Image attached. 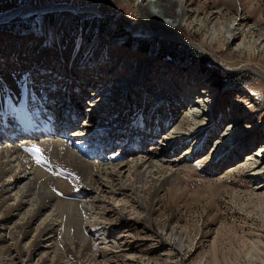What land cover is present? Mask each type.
I'll use <instances>...</instances> for the list:
<instances>
[{"label": "rangeland", "instance_id": "obj_1", "mask_svg": "<svg viewBox=\"0 0 264 264\" xmlns=\"http://www.w3.org/2000/svg\"><path fill=\"white\" fill-rule=\"evenodd\" d=\"M173 1H166V9H176L172 6ZM138 2L135 3V0H0V15L28 4L48 7L46 12L24 17L17 15V18L0 23V61L2 59L7 61L6 58L19 55L18 61H21V57L25 61L21 62L23 67L28 65L31 51L36 52L44 48L48 52L38 62L40 65L46 64L49 57L55 56L57 71L60 69L59 62L73 68L74 65L67 63V57H64L62 51H58L55 45L59 38L68 39L64 34L65 31L62 30L70 26L74 34L70 35L68 50L72 49L74 36L79 32L86 51L91 50L94 43L102 38L111 42L109 44L111 50L107 51L110 53L108 66L117 62L123 65L125 70L123 73L126 74L122 80L123 84L116 85V81L105 88L112 94L122 95L126 89L121 90V86L127 84L129 78H133L134 94L124 93L127 100L133 95H142L141 89L137 86L145 82L147 86L144 90H147L143 94L148 99L156 97L155 104L165 100L164 106H161L175 113L178 110L171 105V102L179 97V93L182 95V92L176 90L180 87H176L177 84H185V86L191 84L193 90L197 91L196 95L200 94L203 98L200 102L202 104L206 103L204 99L207 95L200 91L202 89L205 91L209 87L217 93L214 100L219 99L218 102H214L216 108L213 109L214 117L217 114L219 124L215 134L224 131L227 123L239 125L241 122L240 128L237 127L241 133L235 136L234 146L236 145L239 150H247L244 155L255 150L249 151L248 146L251 142L253 148L264 146V81L250 69L236 71L240 65L247 64L256 67L264 74V41L263 44L257 45L254 41L257 36L264 37V0H240V2L188 0L187 9L191 11L188 19L173 34L156 40L148 36L150 21L143 18L142 4ZM85 6L93 7L98 13L88 16L83 21L76 13ZM229 23L237 24V27L245 30L241 34L238 33V38L236 37L234 41L225 39L224 31L218 34L215 31L216 27L223 25L226 28ZM247 25L252 27L254 33L246 30ZM173 36L178 38L174 39ZM191 44L201 46L212 54L215 60L194 49ZM239 44L241 47L235 49ZM50 49L55 50L50 52ZM126 50L131 51L129 55H125ZM147 59L149 62L144 63ZM143 64H147L145 68ZM3 67L1 63L0 73H6L12 83H18L22 80L20 75L30 71L29 68L24 70L19 66L14 67V71ZM52 68L54 69L52 65H47L45 73L51 72ZM75 71L65 72L69 80L74 79ZM137 71L139 75L136 74ZM52 76L56 75L52 74ZM76 76H82L87 80L86 74ZM117 76L113 79H117ZM217 77L223 79L219 88L213 85V80L218 79ZM25 80L30 81V77ZM79 82L82 86V81ZM2 89L4 86L0 85V90ZM63 89L66 88L62 87L60 91ZM91 92L92 90L88 91V96H92ZM88 96L86 101H90ZM118 98L116 97L115 101H118ZM126 103L128 104L129 101ZM190 103L191 101L185 102L183 108L191 105ZM174 123L177 124V121L175 120ZM189 126L190 123L186 118L180 123L181 129H188ZM214 135H210L211 139L205 150L200 152L197 148L195 151L199 153L197 157L199 159L196 158L195 162L192 160L193 162L190 163H196V167L192 170L187 169V174H180V177L172 183H166L164 186L155 185L144 195L145 207L137 205L133 199L126 203L122 214L124 216H121L124 224L119 233L127 234L128 244L124 243L122 250H119L121 254H127L124 260L120 258L123 261L121 264H155L157 258L166 255V257L178 258L180 264H264V189L257 191L255 189V186L261 182L264 185V174L254 182L251 174L257 169L264 170V157L258 162L255 160V163L248 161L243 164L240 161L244 156L238 157L233 161L230 169L212 175V168L209 167L210 159L206 156V151L214 144ZM2 144L4 147L7 145L6 142L1 141L0 145ZM201 146L203 148L204 143ZM37 147L42 150L41 145ZM47 153L44 150L39 153L28 151L26 156L28 157L29 154L28 160L33 166L46 169L44 170L46 172L49 170L47 173L53 177L52 180L55 181V177L62 179L61 172L65 169ZM222 153L224 150L220 155ZM53 182L50 183V189ZM55 184L53 183L51 190L62 200L71 201L69 195L72 191L68 189L61 191L54 187ZM70 205L74 206L72 203ZM107 216L114 217L112 213ZM60 217L59 220L63 224L58 233L59 238L64 240L65 233L73 235L75 232L73 228L64 226L66 214ZM132 253H135V258L130 256ZM66 256L70 257L71 254ZM3 263L10 262L0 260V264ZM13 264H19V260L18 263Z\"/></svg>", "mask_w": 264, "mask_h": 264}, {"label": "bare ground", "instance_id": "obj_2", "mask_svg": "<svg viewBox=\"0 0 264 264\" xmlns=\"http://www.w3.org/2000/svg\"><path fill=\"white\" fill-rule=\"evenodd\" d=\"M139 1L135 0V3L142 4V16L144 19L150 21L148 36L154 37V40L173 34L191 15V11L187 9L189 7L188 0H174V4H172V6L176 7L174 10L166 9L165 3L167 0ZM236 1L240 2V0ZM163 5L164 7H162ZM47 10L48 7L35 4L24 5L0 15V23L17 18V15H22V17L33 16ZM97 13L93 7L85 6L80 11H77L76 14L84 21L88 16L97 15ZM246 27V30L254 33L251 26L248 27L247 25ZM242 29L237 27V24L229 23L226 28L223 25L216 27L215 31L217 34L224 31L226 34L225 39L234 41L238 38V33L241 34L242 31H245ZM62 31H65L64 34L68 39L59 38L55 45L57 46V50L62 51L63 56L67 57V63L74 65L75 68H71L70 72L78 69L76 67L78 64L89 65L91 71L76 72V75L86 74L87 80L83 79L82 76L77 77L73 74L74 79L70 78L73 81L71 83L65 73L69 72L68 66L59 62L58 66L60 69H58V72L66 77L65 86H61V89L62 87L66 89H63L64 92H62L63 90L60 91V89V92L56 96L60 98L62 104H65L64 107L71 106V108L74 107L77 111H80L76 104L78 101L73 104L72 99L85 95V86H93L90 93L92 96L86 94L83 99L87 106L85 111H90V115L91 111L94 112L101 109L100 113L97 114L98 117L102 120L108 112L106 120H114L117 132L129 129L128 126L125 127L122 124L121 116L118 119L113 117L116 111H122L124 104L122 102L118 107L114 98L118 96L121 98L120 101H128L124 93L128 94L131 92V94H134L133 87L135 84L132 83L133 78H129L130 81L121 86V90L123 88L124 90L126 89L122 95L120 93L112 94L109 89L104 88L107 84L110 85L116 81V85H119V83L123 84L124 81L122 80L126 76L123 73V65L113 62L111 66H108V56L110 53H107V51L111 48L109 45L111 42L107 41L106 38H102V40L94 43L91 50L86 51L84 50L81 32H79L77 36H74L75 40L72 49L68 50L70 35L74 34V32L70 26L65 27ZM172 38L177 39L178 37L173 36ZM254 41L256 45L260 44L264 41V37L257 36ZM191 46L198 51L200 50V52H203L204 55L209 56L212 60L214 59V56L206 52L201 46L197 44H191ZM240 47L241 45L239 44L235 46V49ZM38 50L30 52L28 57L30 59L29 63L24 66V69L28 67L30 69L37 68V62L48 52L44 48ZM53 50L55 49H50V52ZM130 52V50H126L125 55H129ZM18 56L8 57L6 58L7 61L2 59L0 65L2 63L3 68L6 69L17 68L19 63H23L24 61L19 62ZM7 62H10V65ZM148 62V59L144 61V63ZM30 63L35 65H30ZM146 65L143 64V67L145 68ZM103 68L105 71H103ZM6 69H3V71ZM238 69H250L259 79L264 81V74L256 67L242 64L236 68V71ZM29 73L27 72V74ZM27 74H23L22 80H19L18 83H12L7 78L6 73H0V85L4 86V89L0 90V131H3L5 128L11 130L14 127V119L26 118L29 121L25 122L36 124L37 120H39L37 119L38 113L45 118L44 116L49 110L48 99L42 96V92H38L32 82L33 77H30V81L25 80ZM136 74L139 75V71ZM116 75H118L117 79L114 80L113 77ZM52 77V75L46 76L44 79L50 83ZM165 78L167 77L165 76ZM79 81H82V86L79 85ZM72 84L75 85L71 86ZM96 84H100L101 86H97ZM142 84L137 87L145 94L147 89L144 90V88L147 86V83L142 82ZM77 86L80 87V93H76L73 90ZM176 87H179L176 90L182 92V95L179 93V97L172 101L171 105H174L178 112L182 113L181 119L177 121V124L173 120L170 127H166L159 121L157 126L160 132H154L155 142L151 145L149 144V148L141 146L137 152H134L126 159L123 158L105 164L99 163L97 160L87 161L85 159L88 154V143L93 139L84 140L83 133L86 126L90 125L92 118L75 124L72 134L68 133L70 135L68 141L42 139L38 140V142L25 140L19 144H14V142H17L16 140L14 142L10 141L13 143L3 140L7 145L6 147L3 144L0 145V260H6L10 262L9 264L18 263V260L19 264H121L123 262L121 259L124 260L127 254H121L119 250H122L121 248L124 243L128 244L126 241L127 234L119 233L122 224H124L121 216H124L122 214L126 203L130 199H133L137 205H141L142 207L144 195L153 189L155 185L164 186L166 183H172L176 178L180 177V174H187V169L192 170L195 168L197 164H191L190 162L199 155L195 150L201 145L199 141L203 140L202 138L205 136L204 131L208 132L204 142L206 146L211 139L210 135L215 134L219 125L217 114L214 117L215 112L213 110L216 108V103L214 102L219 101V99L217 101L214 100L216 92H213L207 86L205 87L207 88L205 91L202 89L200 93L207 95V98L204 99L206 103L202 104L200 102L201 100L203 101V98L199 93L200 97L196 95L197 91L193 90L194 87L191 84L189 86L177 84ZM87 96L90 98V101H86ZM103 97H106L108 100ZM191 98L195 99L191 100ZM187 101H191V105H188L184 109L183 105ZM164 103L160 102L157 104L156 112L162 110L161 105L164 106ZM108 109L113 110V112L110 113ZM176 113L177 111L173 114ZM185 118L188 119L190 126L188 129H181L180 123ZM239 125L227 123L224 131L214 135V144L206 151V156L210 159L209 167L212 168V175L215 173L220 174L225 169H230L229 167L238 157L244 156L240 161L241 164L248 161L255 163L264 157L263 145L253 148L254 145L251 142L248 146L249 151L255 150L246 155H244V152L247 150H239L236 145L234 146L233 141L235 136L241 133L237 129V127L240 128ZM35 143H37V146L41 145L40 149L42 150L40 151L44 150L48 152L47 154L54 158L53 160L63 166L65 170L61 173L67 175V178L63 175L61 176L62 179L55 177L54 181L51 179L53 177L47 173L49 170L46 172L44 171L46 169L42 170L29 162V154L28 157L26 156L28 153L27 149L35 146ZM196 143L198 144L197 146ZM251 146L252 148H250ZM183 147L186 148L179 151ZM222 150H224V153L220 155ZM42 168L44 167L42 166ZM45 168L48 169V167ZM251 174L253 175L252 181L254 182L262 178L264 170L257 169L252 171ZM51 182L56 183L54 187L61 191L65 189L71 190V201L59 198L60 196L51 190L53 183L52 188H49ZM261 183L255 186L256 191L264 189V185ZM157 189L156 187L155 190ZM71 203L74 205L73 207H71ZM109 213H112L114 217L108 218L107 215ZM64 214H66L64 226L69 229L73 228L75 234L68 235V233H65L64 240H61L58 231H60L63 222L59 220V216L62 217ZM13 251L15 253H12ZM135 253H132L130 256L135 258ZM68 254H71V256L67 257L66 255ZM166 256H160L161 258H157L154 263L180 264L178 258Z\"/></svg>", "mask_w": 264, "mask_h": 264}, {"label": "trees", "instance_id": "obj_3", "mask_svg": "<svg viewBox=\"0 0 264 264\" xmlns=\"http://www.w3.org/2000/svg\"><path fill=\"white\" fill-rule=\"evenodd\" d=\"M165 54H168V53H165ZM222 81H223V79L221 77H219L218 79L213 80V85L216 86L217 88H219L222 84Z\"/></svg>", "mask_w": 264, "mask_h": 264}, {"label": "snow or ice", "instance_id": "obj_4", "mask_svg": "<svg viewBox=\"0 0 264 264\" xmlns=\"http://www.w3.org/2000/svg\"><path fill=\"white\" fill-rule=\"evenodd\" d=\"M30 151H33V152H36V153H39V149H37V148H33V149H31ZM39 162V161H38Z\"/></svg>", "mask_w": 264, "mask_h": 264}]
</instances>
